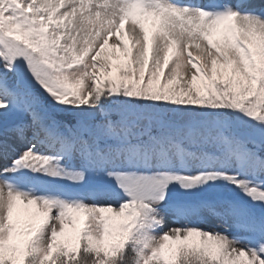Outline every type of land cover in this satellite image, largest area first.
I'll list each match as a JSON object with an SVG mask.
<instances>
[{
	"label": "snow or ice",
	"instance_id": "obj_1",
	"mask_svg": "<svg viewBox=\"0 0 264 264\" xmlns=\"http://www.w3.org/2000/svg\"><path fill=\"white\" fill-rule=\"evenodd\" d=\"M0 264H264V0H0Z\"/></svg>",
	"mask_w": 264,
	"mask_h": 264
}]
</instances>
